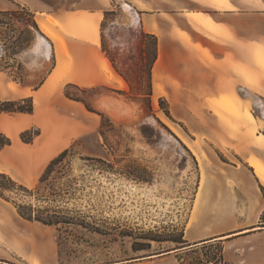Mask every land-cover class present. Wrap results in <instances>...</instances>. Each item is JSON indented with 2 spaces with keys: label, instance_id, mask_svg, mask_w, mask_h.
I'll use <instances>...</instances> for the list:
<instances>
[{
  "label": "rangeland",
  "instance_id": "1",
  "mask_svg": "<svg viewBox=\"0 0 264 264\" xmlns=\"http://www.w3.org/2000/svg\"><path fill=\"white\" fill-rule=\"evenodd\" d=\"M244 1L245 10L253 8L248 3L255 0ZM126 6L122 2L102 23L101 47L115 70L111 78L115 77L117 88L63 87L70 104L93 111L96 128L74 139L67 148V164L37 188L48 164L37 170L33 181L22 176L27 184L4 173L33 193L6 191L8 205L14 208L12 202H17L35 210L50 209L70 219L71 224L57 227L37 223L52 238V256L46 264H264V231L259 229L255 236L193 248V243L174 242L182 235L184 241L188 236L205 241L263 225L264 185L255 182L245 160L255 156V132L264 133V101L255 99L254 90L248 96L243 90L249 106L221 96L209 100L199 112L194 106H170L164 98L152 100L148 65L153 40L139 36L135 15L134 27L126 26L131 10ZM34 22L31 13L17 7L0 14V70L18 83L31 85L40 82L48 65L32 73L11 59L39 39V44L44 43ZM46 30L42 28L44 34ZM251 53V61L259 63L255 51ZM251 69L244 67L242 77L244 86L252 90ZM108 92L114 98L96 105L94 98ZM100 104H108L118 120ZM247 109L256 123L246 120ZM205 129L228 138H206ZM27 131L28 137L40 133L38 128ZM0 249V264L18 259L10 249ZM34 262L39 264L37 259Z\"/></svg>",
  "mask_w": 264,
  "mask_h": 264
},
{
  "label": "crops",
  "instance_id": "2",
  "mask_svg": "<svg viewBox=\"0 0 264 264\" xmlns=\"http://www.w3.org/2000/svg\"><path fill=\"white\" fill-rule=\"evenodd\" d=\"M122 2L131 9L126 26L134 27L135 15L139 36L146 34L157 40L156 59L151 68L152 100L164 98L170 106L189 105L199 111L208 107L209 100L221 96L232 101L235 98L244 105V99L248 101L247 96L254 90L255 99L264 101V73L259 66L264 64V0L249 2L253 8L248 10L244 0H0V12L12 13L19 7L31 13L44 40L35 52L29 49L32 44L27 48L30 52L23 50L13 55L11 61L32 73L48 65L37 85L18 83L0 70L2 101L24 98L33 101L31 114H0V134L11 141L0 150V173L27 184L22 176L33 181L37 170L69 148L74 139L94 131L97 119L93 113L76 103L70 104L63 95V87L74 84L80 88L103 85L117 88L115 77L111 78V70L114 73L115 70L101 47L102 23L107 13ZM189 16L199 19L202 26L193 23ZM42 28L48 29L49 35ZM250 51H255L259 63L251 61ZM3 52L2 49V56ZM244 67L252 68L255 74L252 90L243 84ZM111 94L97 95L95 104L114 98ZM204 112L210 114L206 109ZM90 122V126L86 125ZM33 128L40 130L39 135L32 143H23L20 134ZM205 133L206 138H228L206 129ZM254 147L255 156H247L246 166L255 182L264 185V177L258 173H264V133L259 130L255 132ZM257 229L264 231V227L256 226L205 241L190 236L184 239L193 243L190 245L193 248L225 238L255 236ZM238 234L241 235L228 238ZM51 241L50 234L39 224L23 220L0 199V248L6 247L18 256L12 264H36V259L39 264L49 263Z\"/></svg>",
  "mask_w": 264,
  "mask_h": 264
},
{
  "label": "trees",
  "instance_id": "3",
  "mask_svg": "<svg viewBox=\"0 0 264 264\" xmlns=\"http://www.w3.org/2000/svg\"><path fill=\"white\" fill-rule=\"evenodd\" d=\"M19 8V7H18ZM23 9V8H21ZM0 14H4L3 12H0ZM34 28L38 31L37 25L35 22L33 23ZM143 36H149L153 40V48H152V53H151V60L148 65V77L149 81L151 80V68L153 63L155 62L156 59V52H157V40L154 36L146 35L143 34ZM150 94H147L149 96ZM68 97V96H66ZM69 98V97H68ZM88 111L93 112L90 109H87ZM166 110V115H168V110ZM33 112V101L31 98H24V99H19V100H14V101H0V114H10V113H23V114H31ZM30 131H25L20 134V140L23 143H32L34 138L39 135L38 132H34L31 134V137H28ZM11 144L10 139L5 137L4 135L0 134V150L3 149L5 146H8ZM70 150L66 149L59 153L55 158H53L48 165L46 166L43 174L40 176L38 183L36 185V188L40 184H45L48 179H50L51 175L58 169H60V166L67 164L66 158L69 155ZM62 168V167H61ZM6 191L13 192L15 195H18L19 192L26 193L27 195H32L30 190H28L25 186L16 183L14 180H12L10 177L6 176L4 173H0V198L6 202H9L8 198L4 196V193ZM51 192L55 191L51 189ZM50 192V194H52ZM53 193V194H54ZM52 194V195H53ZM44 198L43 196L40 197V199ZM45 200V199H42ZM14 205V208L16 210V213L21 217L23 220L29 221V222H36L40 223L44 226H55L57 227L58 225H69L71 222L69 221L70 219L64 218L61 215H58L56 211L50 210V209H44V210H35L32 208L31 205H22L17 202H12ZM263 225L261 227H264V221H262ZM183 235L181 236V239L179 241H174L178 244L185 245L186 241L183 239ZM186 246V245H185ZM189 246V245H188ZM184 246L178 247L176 249H180ZM137 250V249H135Z\"/></svg>",
  "mask_w": 264,
  "mask_h": 264
},
{
  "label": "bare ground",
  "instance_id": "4",
  "mask_svg": "<svg viewBox=\"0 0 264 264\" xmlns=\"http://www.w3.org/2000/svg\"><path fill=\"white\" fill-rule=\"evenodd\" d=\"M127 7V6H126ZM190 18H191V21L193 22V23H195L196 25H200V26H202V22L199 20V19H197V18H194V17H192V16H189ZM48 19V18H47ZM49 20V19H48ZM49 22H51L50 20H49ZM47 31H45V33H46ZM46 34H48V32L46 33ZM40 40V39H39ZM39 40H37V42L33 45V47L30 49V50H32V51H36V50H38L39 48H38V44H39ZM30 50L28 51V52H30ZM28 54H30V53H28ZM262 69V68H261ZM262 71V70H261ZM251 98V97H250ZM244 101L246 102V100L244 99ZM106 103H108V102H106ZM101 106H99V108L101 109H103L104 111H106L108 114H109V116H111L113 119H116V120H118V116H117V113L107 104H100ZM246 106H249V104L246 102ZM246 120L247 121H249V122H251V123H256V121H255V118L252 116V114H251V112L247 109V115H246ZM258 173L261 175V176H263L264 177V173H262L261 171H258ZM200 198H201V195H199V197H198V199H197V206H198V204H199V201H200ZM245 231V230H244ZM240 232V231H239ZM244 233V232H243ZM220 238V237H219Z\"/></svg>",
  "mask_w": 264,
  "mask_h": 264
},
{
  "label": "water",
  "instance_id": "5",
  "mask_svg": "<svg viewBox=\"0 0 264 264\" xmlns=\"http://www.w3.org/2000/svg\"><path fill=\"white\" fill-rule=\"evenodd\" d=\"M175 250H179V249H175Z\"/></svg>",
  "mask_w": 264,
  "mask_h": 264
}]
</instances>
